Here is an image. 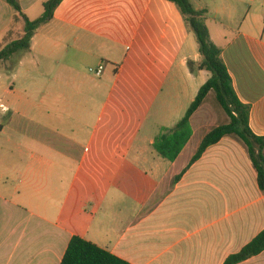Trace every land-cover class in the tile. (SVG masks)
Wrapping results in <instances>:
<instances>
[{
	"label": "crops",
	"instance_id": "crops-1",
	"mask_svg": "<svg viewBox=\"0 0 264 264\" xmlns=\"http://www.w3.org/2000/svg\"><path fill=\"white\" fill-rule=\"evenodd\" d=\"M17 1L21 13L0 0V50L22 37V15L40 18L48 0ZM189 1L206 11L211 41L250 108V130L264 136V0H214L213 18L208 0ZM174 6L62 0L11 70L10 60L0 64V264H61L73 237L129 264H223L264 230V192L238 137H223L190 165L205 135L229 123L213 92L174 161L153 148L209 78L189 70L201 57ZM178 52L188 54L175 66ZM147 119L159 132L143 159L131 155L140 145L122 140ZM240 264H264V251Z\"/></svg>",
	"mask_w": 264,
	"mask_h": 264
},
{
	"label": "trees",
	"instance_id": "trees-1",
	"mask_svg": "<svg viewBox=\"0 0 264 264\" xmlns=\"http://www.w3.org/2000/svg\"><path fill=\"white\" fill-rule=\"evenodd\" d=\"M15 12L21 13L17 0H4ZM173 3L190 32L195 37L198 54L201 61L195 64L188 62L191 73L206 71L209 78L199 89L194 101L188 107L183 118L177 122L174 128L165 129L155 138L154 150L168 161H174L186 143L189 141L192 131L190 118L203 104L210 92L215 94L217 104L229 118V123L219 125L212 129L202 139L190 165L195 163L207 148L217 144L223 137L235 135L246 146L249 158L256 171L257 185L264 192V136H256L249 127V106L238 99L232 85V79L221 58V49L210 38L206 25V11H197L189 0H165ZM62 0H48L43 4V13L40 18L30 21L23 17V35L20 39L7 44L0 50V64L10 60L21 51L29 49L30 40L35 31L42 25L51 21L55 9ZM264 251V230L250 243L244 246L236 254L230 255L223 264H240ZM61 264H129L128 262L112 255L111 253L85 241L79 237H73L63 256Z\"/></svg>",
	"mask_w": 264,
	"mask_h": 264
},
{
	"label": "rangeland",
	"instance_id": "rangeland-1",
	"mask_svg": "<svg viewBox=\"0 0 264 264\" xmlns=\"http://www.w3.org/2000/svg\"><path fill=\"white\" fill-rule=\"evenodd\" d=\"M213 1L214 0H208L207 1L209 8L211 10L210 18H213L212 14H213L214 9H215ZM227 9H230V8H227ZM174 10H175L178 18H181V23H182L183 27L185 28L186 32H189L190 36H193V34L190 32V30L186 26L184 19H183L182 15L180 14V12L176 6H174ZM31 19H34V18H31ZM164 44H165V40L163 41V45ZM187 54H188V52H185L184 54L178 52V54H176L175 59H174L175 66L178 65L181 62L182 58ZM13 58H12V62H13ZM12 62L10 60L8 63H4L5 64L4 65L5 71L11 70L12 65H13ZM124 75H125V71H122L121 72V99L123 98L124 100H128L130 93L127 91V88L123 84L122 79H123ZM180 75H181V73L179 71V67L178 68L175 67V71H174L175 79L180 78ZM110 86H111V84H110ZM110 92H111L110 100L116 98L118 96V87H113V88L111 87ZM138 92L141 95L136 94V96H135L137 99L136 108H138L139 111L143 114L144 112H147V109H148V92H146L142 89L138 90ZM141 127H142L141 132L139 134H131L130 137L128 136V137H126L125 140H122V143H125V142H132L133 143L134 142L136 145H140L144 149V151H139V150L135 149L132 151L131 155L142 154L141 157H143V159H150L151 154L154 153V151L149 147V139L151 137H154L156 134H158L159 130H158V128L153 126L150 119L149 120L147 119L146 122L143 121V123L141 124Z\"/></svg>",
	"mask_w": 264,
	"mask_h": 264
},
{
	"label": "built area",
	"instance_id": "built-area-1",
	"mask_svg": "<svg viewBox=\"0 0 264 264\" xmlns=\"http://www.w3.org/2000/svg\"><path fill=\"white\" fill-rule=\"evenodd\" d=\"M102 71H103V67L102 66H99L98 69L95 72V75L97 77H99L101 75V72ZM0 109L5 110V107L2 104H0Z\"/></svg>",
	"mask_w": 264,
	"mask_h": 264
}]
</instances>
